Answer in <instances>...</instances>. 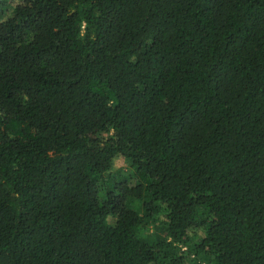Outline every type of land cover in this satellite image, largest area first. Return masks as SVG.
Listing matches in <instances>:
<instances>
[{
  "label": "trees",
  "instance_id": "trees-1",
  "mask_svg": "<svg viewBox=\"0 0 264 264\" xmlns=\"http://www.w3.org/2000/svg\"><path fill=\"white\" fill-rule=\"evenodd\" d=\"M0 264H264V0H0Z\"/></svg>",
  "mask_w": 264,
  "mask_h": 264
},
{
  "label": "rangeland",
  "instance_id": "rangeland-1",
  "mask_svg": "<svg viewBox=\"0 0 264 264\" xmlns=\"http://www.w3.org/2000/svg\"><path fill=\"white\" fill-rule=\"evenodd\" d=\"M123 169L125 173L129 172L128 166L126 165L124 158L122 156H118L114 161V171Z\"/></svg>",
  "mask_w": 264,
  "mask_h": 264
}]
</instances>
